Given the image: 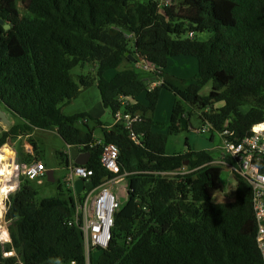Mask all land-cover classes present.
I'll return each mask as SVG.
<instances>
[{
  "label": "trees",
  "instance_id": "obj_1",
  "mask_svg": "<svg viewBox=\"0 0 264 264\" xmlns=\"http://www.w3.org/2000/svg\"><path fill=\"white\" fill-rule=\"evenodd\" d=\"M164 1L0 0V18L10 25L5 30L0 24V101L22 120L3 133L0 145L34 128L55 131L66 145L89 153L84 166L93 170L90 182L97 186L108 176L101 147L90 146L95 137L88 122L78 125L90 116H66L61 107L92 83L112 113L119 108L118 96H128L144 115L135 126L143 134L141 145L128 138L122 124L108 128L92 119L103 141L117 145L121 171L129 174L108 247L95 262L90 252L89 263L263 264L249 183L233 172L231 197L214 200L223 166L213 164L209 151L167 154L166 146L168 135L188 129L193 115L210 126L211 140L224 129L242 140L264 121V0ZM19 2L30 3L27 14H20ZM199 32L211 35L199 40ZM180 55L195 57L193 80L166 73L170 58ZM141 58L161 69L164 82L152 90L134 67ZM78 65L91 66L93 74H74ZM117 68L112 78L104 77ZM208 82L209 92L201 95ZM163 89L183 98H175L167 123L152 115ZM54 156L58 166L70 163L65 150ZM182 169L188 172L170 179L152 173ZM45 182L51 183L47 177ZM53 183L56 194L39 199L38 188L21 177L14 196L7 195L15 255L4 257L0 247V264H86L82 232L71 223L81 197L56 178ZM0 237L6 240L2 225ZM3 251L11 253L8 242Z\"/></svg>",
  "mask_w": 264,
  "mask_h": 264
},
{
  "label": "built area",
  "instance_id": "obj_2",
  "mask_svg": "<svg viewBox=\"0 0 264 264\" xmlns=\"http://www.w3.org/2000/svg\"><path fill=\"white\" fill-rule=\"evenodd\" d=\"M136 68L146 72L150 76L148 90L162 84L159 76L161 69L139 60ZM119 108L113 112V123H120L127 131L128 138L134 144L141 145L143 134L135 130L136 124L144 118L141 111L135 109L136 101L128 96L120 95L117 98ZM208 124L195 129V132L205 133ZM231 133L224 129L220 133L221 147L219 162L226 165L232 172L243 177L252 189V205L256 220V243L259 249L262 263L264 264V121L251 127L249 136L242 140L232 139ZM90 146H100V162L108 172L97 186L90 182L93 170L83 165L70 163L67 173L63 177V184L70 189L75 196L74 181L82 179L84 186L80 192L81 199L75 201L74 215L71 223L78 226L82 232L84 248L88 255L92 249L103 250L108 247L113 226V214L118 209L117 195L113 187L124 181L129 172L121 171L118 162L119 149L114 143H105L102 138H95ZM82 148V147H80ZM46 166L35 159L20 164L15 171V179L23 175L28 180H40L45 176ZM188 170L152 172L162 178L170 179L177 174L187 173ZM16 181V183H17ZM126 190V187H125ZM0 242H5L0 238ZM7 255V253H3Z\"/></svg>",
  "mask_w": 264,
  "mask_h": 264
},
{
  "label": "rangeland",
  "instance_id": "obj_3",
  "mask_svg": "<svg viewBox=\"0 0 264 264\" xmlns=\"http://www.w3.org/2000/svg\"><path fill=\"white\" fill-rule=\"evenodd\" d=\"M18 6L20 14H27V8H29L30 3L19 2ZM210 35L211 34L209 32H199L196 34V38L199 40H206ZM119 70L120 68L109 70L104 73V77L112 78ZM72 72L78 75H88L90 73L93 74L92 68L89 65H78L72 69ZM167 74L171 76L172 79L182 77V79L186 78L187 80H193L194 77L197 76V62L195 57L189 55H180L170 58V63L167 68ZM210 88L211 82H208L202 87L200 94L206 95L209 92ZM180 94L181 92L178 91L176 97L183 101V98ZM174 100L175 94H172V92H170L168 89H163L153 113L156 121L165 123L168 122ZM61 109L62 113L66 116L81 113L88 114L91 119H85L88 120V126L90 128H94L93 133L96 136L100 135L101 131L99 127L94 126L95 122L92 119H98L103 123H113L112 111L110 108H104V106L102 105L100 94L95 83H92L90 86L85 87L75 99H73L67 105H63ZM202 124L203 122L197 119V115L191 116L188 129L182 130L176 134L168 135L166 153L173 154L175 152H183L188 149L209 151L214 159L213 164L223 166L220 178V189L214 195V200L222 201L231 197V190L234 186V180L232 179L233 172L226 165L219 162L220 152L222 151L221 138L219 137L220 134H217L214 139L211 140L209 138V133H199L194 131L195 129L200 128ZM79 126L83 128L84 124L80 122ZM162 131H165V129H163ZM59 138L60 137L55 132H52L50 130H39L37 131L36 136L34 135L30 137V139L35 142L37 148L44 153L45 157L43 156V158L45 159L44 161H42V163L46 166L45 162L47 161V163L55 169L54 177L58 179L62 187H65L62 180L67 173V168L65 166H58L57 159L54 156V151H52V149H58L60 147L61 139ZM16 148L21 150L20 145H16ZM3 152H5L8 156L12 154L10 148L7 147L5 151L3 149ZM25 157L26 155L24 154V158ZM15 165L9 168L8 173L2 172L3 174H5L6 180H8L9 176L11 178ZM13 178L14 176L12 177L11 183H13L15 180ZM23 178L25 177L23 176ZM32 183L38 188L39 199L44 197H51L56 194L57 183H46L45 179L41 184H38V182L36 181H32ZM10 186L13 187V185ZM125 186L126 182L124 180L116 184L112 188L114 193L117 195L118 206L122 204L127 198V190H125ZM0 218L3 219V213L1 212ZM99 252L100 251L97 249L92 252L93 262H95V260L97 259Z\"/></svg>",
  "mask_w": 264,
  "mask_h": 264
},
{
  "label": "clouds",
  "instance_id": "obj_4",
  "mask_svg": "<svg viewBox=\"0 0 264 264\" xmlns=\"http://www.w3.org/2000/svg\"><path fill=\"white\" fill-rule=\"evenodd\" d=\"M166 2H168L169 0H165ZM10 26V25H9ZM141 59H143V58H141ZM141 59H138V60H136V61H134V67L136 68V63L137 62H139V60H141ZM146 61V60H145ZM147 62V61H146ZM149 63V62H148ZM150 64H153V63H150ZM155 65V64H154ZM155 66H157V65H155ZM158 67V66H157ZM159 68V67H158ZM138 69V68H137ZM138 70H140V69H138ZM142 71V70H141ZM143 73H144V75H145V77L148 79L147 80V86H148V82H149V79H150V76H148V74L146 73V72H144V71H142ZM164 82V78H162V83ZM3 103V102H2ZM3 105L4 106H6L4 103H3ZM10 111V110H9ZM113 114V113H112ZM113 116V115H112ZM112 119H113V117H112ZM82 123V124H84V123H87L88 122V120H86L85 118H82V119H80L79 120V122H78V125H79V123ZM114 123H112V125H113ZM204 124H207V123H203L202 125H204ZM111 125V126H112ZM201 125V126H202ZM111 126L110 127H108V128H111ZM187 126V125H186ZM200 126V127H201ZM210 127V126H209ZM208 130H209V128H208ZM207 130V131H208ZM205 133H207V132H205ZM95 137V136H94ZM219 137H220V135H219ZM95 138H101V137H95ZM94 138V139H95ZM221 138V137H220ZM67 146V154H68V157H69V161H70V163H73V164H75L72 160H71V158H70V153H69V148H70V146L69 145H66ZM74 147V146H73ZM81 146H77V147H74V148H76L79 152H86V151H84L83 150V147L82 148H80ZM30 159V158H29ZM31 159H35V158H31ZM30 159V160H31ZM37 161H41V160H37ZM213 161H214V159H213ZM17 162V161H16ZM26 162V161H25ZM24 162V163H25ZM27 162H29V161H27ZM42 162V161H41ZM69 163V164H70ZM68 164V165H69ZM67 165V166H68ZM75 165H78V164H75ZM84 166V165H83ZM16 171V170H15ZM15 171H14V169H13V172H12V176H11V179L9 180V182H5V186L7 185L8 186V188H5L2 192H1V189H2V186L0 187V205H2V203L5 201V199H3L2 198V196L3 195H5V198H6V196L8 195V194H10V191L12 192V194H10L12 197L14 196V194H15V192H16V190H17V188H18V186H19V182H20V178L21 177H23V175H20L19 177H18V181L15 179ZM46 171H47V167H46ZM46 171H45V176L42 178V179H45L47 176H46ZM14 176V178L13 179H15L14 180V182L13 183H11L12 182V177ZM16 181H17V183H16ZM30 181H36V182H41V179L40 180H30ZM48 181V180H47ZM10 185H13V187L12 186H10ZM126 190H127V184H126ZM83 189V188H82ZM15 191V192H14ZM75 191V190H74ZM82 191V190H81ZM76 194V193H75ZM76 195H78V196H80V193L79 194H76ZM11 197V198H12ZM11 207H12V199H11V204H10V206L9 207H7V209L6 210H3V219L2 218H0V224L1 225H3L4 227H5V229H6V240H5V243H9L10 244V246H11V253L9 254L8 252H7V255H4L3 253H5L4 251H3V242L1 243L0 242V247H1V253H2V255L4 256V257H10V256H14L15 255V251H14V248H13V245H12V242H11V239H10V236H9V231H8V226H9V224H10V221L8 220V219H6V214H7V211L8 210H10L11 209ZM256 221V220H255ZM1 238V237H0ZM256 238V237H255ZM4 240V239H3ZM257 244V243H256ZM83 246H84V243H83ZM106 249V248H105ZM84 250H85V248H84ZM95 249H92L90 252H93ZM98 250V249H97ZM104 250V249H103ZM99 251H102V250H99ZM90 252H89V254L87 255L86 254V251H85V255H86V259H87V261H86V264H90L89 262H90Z\"/></svg>",
  "mask_w": 264,
  "mask_h": 264
},
{
  "label": "water",
  "instance_id": "obj_5",
  "mask_svg": "<svg viewBox=\"0 0 264 264\" xmlns=\"http://www.w3.org/2000/svg\"><path fill=\"white\" fill-rule=\"evenodd\" d=\"M0 24L3 25L5 30L9 29V27H10L9 24L5 23L1 18H0ZM0 123H2L3 125H10V122H9V120L7 118L6 113L3 110H1V108H0ZM182 124H183V127L186 128V123H185V119L184 118L182 119ZM4 147L10 148V150H12V148L8 144H4V146L0 147V157L3 154L2 152H3ZM69 153H70L71 160L75 164L85 165L87 163V160H88V157H89V153L87 151L86 152H78V150L76 148H74L73 146H70ZM4 155L7 156L8 158H6V160L0 158V174H1L0 175V177H1L0 187L2 185H3V187H6L5 186V182L7 181L5 174H3L2 170H1L3 164L8 165V168L12 167V165L9 164V159L11 158V155L10 156H8L6 154H4ZM46 176H47V180L49 182H54L55 181L53 169L47 170L46 171ZM83 186H84V181L82 179H76L74 181L75 193L79 194L81 192ZM2 198L5 199V195H3Z\"/></svg>",
  "mask_w": 264,
  "mask_h": 264
},
{
  "label": "crops",
  "instance_id": "obj_6",
  "mask_svg": "<svg viewBox=\"0 0 264 264\" xmlns=\"http://www.w3.org/2000/svg\"><path fill=\"white\" fill-rule=\"evenodd\" d=\"M169 63H170V60H169ZM123 64H127V62L125 61ZM168 66H169V64H168ZM168 66L166 67V69H165V71H166V73H167V68H168ZM182 78V77H181ZM183 79H186V78H183ZM163 91V90H162ZM162 91H161V93H162ZM170 92H172V91H170ZM173 94V93H172ZM175 98H176V96H175ZM7 112V111H6ZM5 112V113H6ZM11 113V112H10ZM153 115V114H152ZM7 116H9V118L11 119V121H12V123L15 125V124H18V123H21V121L22 120H20V118L18 117V116H16V115H14V113L12 114H8V112H7ZM153 119H155L154 118V116H153ZM105 125L106 126H108V127H110L111 125H112V123H105ZM39 130H41V129H37V128H34L33 130H31V132L28 134V135H18L16 138H14V139H12L13 140V143H12V145L13 146H15L16 147V145H20L21 146V151H22V153L23 154H25L26 155V157L27 158H33V156H34V158H37V159H40L41 161H44V159L45 158H43V156H44V153L41 151V150H39L38 148H37V146H36V144H35V142H34V144H35V147L33 146V145H31V143L29 142V138L30 137H32V136H36L37 135V131H39ZM48 131V130H47ZM52 132H55V131H52ZM56 133V132H55ZM95 137H101V134L100 135H94ZM60 139V138H59ZM55 150H65V151H67V146H66V144L62 141V139H61V144H60V147L58 148V149H52V151H55ZM79 152V151H78ZM3 154L1 155V159H5L6 160V158H8L7 156H5L4 154V152H2ZM28 155V156H27ZM45 157V156H44ZM46 161V160H45ZM46 163V167H47V170H49V169H53V173H55V169L50 165V164H48L47 163V161L45 162ZM2 172H5V173H8L9 172V168H8V165H6V164H3V166H2ZM43 180L44 179H41V182H38V184H41L42 182H43ZM45 181H46V178H45ZM49 182V181H48ZM51 183H53V182H51ZM1 190H3V187H2V189Z\"/></svg>",
  "mask_w": 264,
  "mask_h": 264
},
{
  "label": "flooded vegetation",
  "instance_id": "obj_7",
  "mask_svg": "<svg viewBox=\"0 0 264 264\" xmlns=\"http://www.w3.org/2000/svg\"><path fill=\"white\" fill-rule=\"evenodd\" d=\"M0 108L4 112L7 111L8 114L12 113L11 111H9V109L6 106L3 105L2 101H0ZM7 112H6V115H7ZM7 118L10 122V125H3L2 123H0V138L2 137L4 132L9 131V129L14 125L12 123L11 119L9 118V116H7ZM14 138H16V137H7L6 141L4 143H2L0 145V147L4 146V144H8L12 148V150H11L12 154H11V158L9 159V164H11L13 166V165H15V161L18 160L16 162L15 167H14V171H15L20 166V164L24 163L25 161H24V154L22 153V151L20 149H17L15 146L12 145V143H13L12 139H14ZM0 184H1V177H0Z\"/></svg>",
  "mask_w": 264,
  "mask_h": 264
},
{
  "label": "bare ground",
  "instance_id": "obj_8",
  "mask_svg": "<svg viewBox=\"0 0 264 264\" xmlns=\"http://www.w3.org/2000/svg\"><path fill=\"white\" fill-rule=\"evenodd\" d=\"M5 150H6V149H4V151H5ZM4 153H5V152H4ZM5 154H6V153H5ZM9 179H10V176H9L7 182L9 181ZM5 188H8V186L6 185ZM3 190H4V187H3ZM3 190H1V192H2ZM6 197H7V196H6ZM5 200H6V198H5ZM3 210H5V201L2 203V211H0V212L3 213ZM4 231H5V228H4Z\"/></svg>",
  "mask_w": 264,
  "mask_h": 264
}]
</instances>
